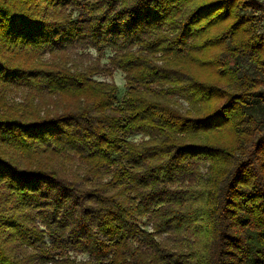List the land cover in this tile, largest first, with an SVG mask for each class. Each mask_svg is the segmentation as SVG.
Listing matches in <instances>:
<instances>
[{
  "label": "trees",
  "instance_id": "obj_1",
  "mask_svg": "<svg viewBox=\"0 0 264 264\" xmlns=\"http://www.w3.org/2000/svg\"><path fill=\"white\" fill-rule=\"evenodd\" d=\"M262 18L0 0V264H264Z\"/></svg>",
  "mask_w": 264,
  "mask_h": 264
},
{
  "label": "rangeland",
  "instance_id": "obj_2",
  "mask_svg": "<svg viewBox=\"0 0 264 264\" xmlns=\"http://www.w3.org/2000/svg\"><path fill=\"white\" fill-rule=\"evenodd\" d=\"M264 3V0H261ZM259 31L264 33V18H262L259 22ZM92 56L86 54L87 56H83V57H78L76 59V56L74 55V53L70 54V53H66V55H64V58H60L63 59V62H66L69 64H71V67L73 69L76 70V68L81 69L84 67H88L93 63V60L96 59V53L94 51H91ZM107 56V53H106ZM47 61H53L52 58H47ZM103 63L107 62L106 57L102 60ZM95 79L101 80L104 79L106 82L109 83H113L117 86L118 91V97H122L125 93V79H124V74L121 71H115L111 76H95ZM263 90H264V86H263ZM263 103V102H262ZM264 113V110H263ZM140 135L134 137V141H137L140 139ZM146 228H149L148 226H146ZM81 258H85V256H78L77 259H81Z\"/></svg>",
  "mask_w": 264,
  "mask_h": 264
}]
</instances>
